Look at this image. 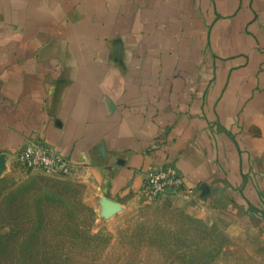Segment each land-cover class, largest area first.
I'll return each instance as SVG.
<instances>
[{
	"label": "crops",
	"instance_id": "crops-1",
	"mask_svg": "<svg viewBox=\"0 0 264 264\" xmlns=\"http://www.w3.org/2000/svg\"><path fill=\"white\" fill-rule=\"evenodd\" d=\"M32 139L112 210L168 163L192 214L261 208L264 0H0V172Z\"/></svg>",
	"mask_w": 264,
	"mask_h": 264
},
{
	"label": "rangeland",
	"instance_id": "rangeland-1",
	"mask_svg": "<svg viewBox=\"0 0 264 264\" xmlns=\"http://www.w3.org/2000/svg\"><path fill=\"white\" fill-rule=\"evenodd\" d=\"M262 174L261 208L199 216L177 194L112 210L80 174L14 163L0 172V264H264Z\"/></svg>",
	"mask_w": 264,
	"mask_h": 264
},
{
	"label": "built area",
	"instance_id": "built-area-1",
	"mask_svg": "<svg viewBox=\"0 0 264 264\" xmlns=\"http://www.w3.org/2000/svg\"><path fill=\"white\" fill-rule=\"evenodd\" d=\"M15 162L28 171H41L68 177L76 172L72 161L56 151L41 139H32L15 153ZM184 186L178 169L171 163L165 164L149 175L140 190V196L146 203H155L160 199L178 193ZM191 194V191H187Z\"/></svg>",
	"mask_w": 264,
	"mask_h": 264
}]
</instances>
